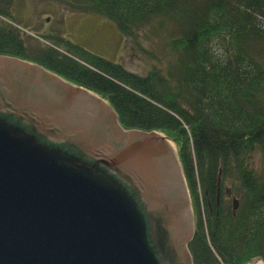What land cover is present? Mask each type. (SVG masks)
<instances>
[{"label": "trees", "instance_id": "16d2710c", "mask_svg": "<svg viewBox=\"0 0 264 264\" xmlns=\"http://www.w3.org/2000/svg\"><path fill=\"white\" fill-rule=\"evenodd\" d=\"M48 1L103 16L127 38L150 30L156 63L139 76L61 37L34 38L15 27L14 0H0L10 21L0 20V56L100 95L125 130L167 139L191 203L192 264L264 262V0Z\"/></svg>", "mask_w": 264, "mask_h": 264}, {"label": "water", "instance_id": "95a60500", "mask_svg": "<svg viewBox=\"0 0 264 264\" xmlns=\"http://www.w3.org/2000/svg\"><path fill=\"white\" fill-rule=\"evenodd\" d=\"M191 203L156 132L0 56V264H192Z\"/></svg>", "mask_w": 264, "mask_h": 264}, {"label": "rangeland", "instance_id": "374dc122", "mask_svg": "<svg viewBox=\"0 0 264 264\" xmlns=\"http://www.w3.org/2000/svg\"><path fill=\"white\" fill-rule=\"evenodd\" d=\"M12 9L19 20V25L13 23L15 27L34 38L36 37L34 30L51 37L53 35L61 37L139 76H145L156 63L150 54H156L157 39L148 29L140 32L135 38H127L119 32L113 22L103 16L71 13L48 0H14ZM0 20L10 22L6 19ZM54 49L66 54L61 48ZM156 57H159L158 53ZM75 60L83 64L80 60ZM250 161L253 167H261L263 162L261 150L254 153ZM249 264L264 262L253 260Z\"/></svg>", "mask_w": 264, "mask_h": 264}, {"label": "flooded vegetation", "instance_id": "af4514ba", "mask_svg": "<svg viewBox=\"0 0 264 264\" xmlns=\"http://www.w3.org/2000/svg\"><path fill=\"white\" fill-rule=\"evenodd\" d=\"M48 71V70H47ZM50 72V71H49ZM52 73V72H51ZM54 74V73H53ZM56 75V74H55ZM57 76H59V75H57ZM60 77V76H59ZM62 80H64L65 82H68V83H70V84H72V85H75V84H73V83H71L69 80H66V79H64L63 77H60ZM75 86H78V85H75ZM79 87V86H78ZM91 93H93V94H95L96 96H98V97H100V98H102L100 95H98V94H96V93H94V92H91Z\"/></svg>", "mask_w": 264, "mask_h": 264}]
</instances>
